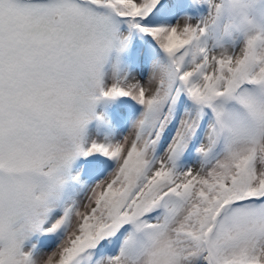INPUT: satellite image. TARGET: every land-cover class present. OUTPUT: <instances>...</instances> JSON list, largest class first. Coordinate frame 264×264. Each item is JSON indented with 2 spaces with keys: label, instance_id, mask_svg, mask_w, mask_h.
<instances>
[{
  "label": "snow or ice",
  "instance_id": "6c2138e0",
  "mask_svg": "<svg viewBox=\"0 0 264 264\" xmlns=\"http://www.w3.org/2000/svg\"><path fill=\"white\" fill-rule=\"evenodd\" d=\"M0 264H264V0H0Z\"/></svg>",
  "mask_w": 264,
  "mask_h": 264
}]
</instances>
